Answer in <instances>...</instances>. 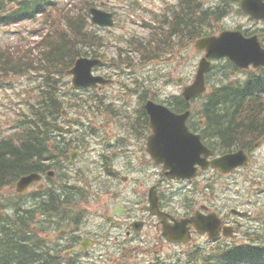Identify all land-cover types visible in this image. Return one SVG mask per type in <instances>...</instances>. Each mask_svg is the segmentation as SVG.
I'll use <instances>...</instances> for the list:
<instances>
[{
  "label": "flooded vegetation",
  "instance_id": "1",
  "mask_svg": "<svg viewBox=\"0 0 264 264\" xmlns=\"http://www.w3.org/2000/svg\"><path fill=\"white\" fill-rule=\"evenodd\" d=\"M170 29H176L172 23ZM110 68V83L71 88L92 97L93 105L82 111L94 110V123L83 120L81 111H68L62 99L56 141L31 159L28 172L37 173L38 181L11 196L13 222L41 231L37 234L43 235L47 264H192L186 253L178 252L180 244L164 235L163 225L175 222L186 225L189 243L206 260L256 258L244 257L242 247L264 239V174L255 166L264 140V111L246 113L260 117L252 134L232 136L233 129L226 127L228 121L240 122L238 111L206 109L202 96L185 102L175 79L155 73L142 78L130 69L120 77L119 70ZM149 100L177 114L191 107L187 129L212 150L208 158L204 149L199 155L206 168L198 165L190 178L170 177L156 162L149 149L159 153L162 142L154 128H167L173 120L152 119L145 109ZM228 131L229 136L224 134ZM30 137L35 139L33 125ZM238 150L249 155L247 165L224 173L209 164L213 157ZM196 225L217 237L198 233Z\"/></svg>",
  "mask_w": 264,
  "mask_h": 264
},
{
  "label": "rangeland",
  "instance_id": "2",
  "mask_svg": "<svg viewBox=\"0 0 264 264\" xmlns=\"http://www.w3.org/2000/svg\"><path fill=\"white\" fill-rule=\"evenodd\" d=\"M202 1L205 6L211 7L221 3V0ZM58 2L60 6L64 4L67 8L71 7L70 4L66 3V0H58ZM100 2H104V5H106L109 10L115 11L116 13V25L114 27L101 29L92 28V30L99 35L97 37L101 40L100 44H104L99 48V52L104 55V58L111 62L110 64L113 62L119 63L121 65L118 66L121 67L122 63H133L130 68L131 73L142 78L151 77V74L155 73L158 77L163 79H175L178 76H182L185 78V82L193 80L202 53L196 52L192 43L187 46L184 44L181 46L175 45L171 53H164L162 51L155 52L151 49L155 47L158 42L162 45L163 43H175L177 40L169 35L168 31L163 27H157L156 30L153 28V21H157L158 17L164 13H170L171 3H175L173 10L176 9L178 5L176 0H97L96 5L100 6ZM54 17L57 19L56 15H54ZM145 21H147L150 26L145 24ZM40 23V20H28L18 24L0 27V48L9 49L11 53H14V58L16 55L22 57L24 59L23 63H40L38 59L40 54H36L38 49H33L34 43L40 40ZM238 26H240L242 30L251 32L264 28V23H259L250 19L242 12H239L237 5L233 4L230 13L218 22L212 23L210 30L213 29L216 33L221 29H236ZM154 31H156L155 36H152ZM159 31L162 32V35L157 34ZM96 43L97 41L92 42L93 45ZM130 43L132 46L134 45L135 48H132V46L128 48ZM144 47H146V49L142 50ZM79 48L80 51L86 49L82 46H79ZM35 65L33 67H36ZM103 71L109 72L110 70L107 67L102 69V72ZM230 71L231 66L224 60L214 61L212 68L207 74V80L210 84L207 94L214 88L220 86L218 84H221L223 80L226 84L231 81H244V83H246L251 80V74H260L264 76V70L260 71L259 69L256 70L253 68L249 70L238 69L232 71V73ZM34 72H38L39 74H33ZM42 73L46 74L45 71L39 72L35 70V68H32L20 75L10 73L4 78L5 83L0 87V139L17 131V129H15L16 123L27 114L29 110V101L32 100V97L36 94V85ZM56 77L61 81V90L67 94H75V99H71L67 95L63 96L68 111L72 113L74 111L76 114L80 111L83 112L82 109H88L86 105H93L92 102H90V95L86 93L79 94L71 89L67 76L56 73ZM255 88L258 94L261 95L258 97V100L263 101V85H257ZM180 89L181 87L179 85L178 92H180ZM83 114L85 115L83 120L88 118L90 123L95 122L96 115L94 110H89L86 113L83 112ZM257 154L264 158V140ZM252 194L255 197L257 196L253 192ZM191 248L192 246L186 247L183 251L187 252L191 250Z\"/></svg>",
  "mask_w": 264,
  "mask_h": 264
},
{
  "label": "trees",
  "instance_id": "3",
  "mask_svg": "<svg viewBox=\"0 0 264 264\" xmlns=\"http://www.w3.org/2000/svg\"><path fill=\"white\" fill-rule=\"evenodd\" d=\"M51 1L53 0H0V26L9 25L23 18L33 17L39 11L46 14L47 10H44V8L49 7ZM235 1L222 0L221 4L212 8L205 7L201 0H192L189 9H187V2H185L180 10H183L184 15L183 24L180 26L183 27L185 32L179 30L178 35L188 34L189 32L191 39H195L207 34L213 30L209 28L212 23H216L226 15L230 11L231 2ZM91 5H94L92 1L85 0L83 2L84 13H79L76 8L67 11L60 8L56 9V14H54L57 19L54 15H51L53 16L50 21L52 33L42 43L43 50L38 58L39 62L44 63V66H47L50 72L63 74L72 66L74 59L80 55V49L77 47V37L82 35V25L86 22L85 15H87V9ZM46 15L48 16V14ZM22 61V57L16 55L14 58V55L9 51L0 50V78H6L10 73L20 74L24 72L25 67ZM48 70L47 72H49ZM230 88L231 86H227L214 91L208 99L206 109H217L222 112L227 110L238 111L236 117H240V122L232 124L228 121L227 130L233 129L231 135L238 137L244 133L252 134L256 126L255 120L258 119V112L248 116L243 112L252 109L264 111V100L259 101L255 106L252 105L251 101H249L251 104L245 105L244 98L228 97V95L234 93V91H229ZM36 107L31 106V109L36 112L35 119L31 120L36 135L35 140L28 139L30 129L23 132L24 137L20 139L22 144H16L14 138L10 135L0 139V190L12 186L20 174L30 170V167H32L31 159L47 151L45 149H47L49 137L44 132L55 126L53 122L60 111V104L55 96L51 94L49 98L45 96L39 101ZM222 115L219 116L222 117ZM231 116L235 117V114ZM17 124L26 127L29 125V116L26 114L22 121H17ZM222 125L225 124L222 122ZM222 125L219 127L216 125V127L224 130L225 127ZM261 126H264V123ZM226 133L229 136V131L224 134ZM31 141H34L33 144L30 143ZM32 257L33 251L29 243V229H27V226L0 225V264H31ZM255 263L264 264V261ZM200 264H203V261ZM204 264H235V262L207 261Z\"/></svg>",
  "mask_w": 264,
  "mask_h": 264
},
{
  "label": "water",
  "instance_id": "4",
  "mask_svg": "<svg viewBox=\"0 0 264 264\" xmlns=\"http://www.w3.org/2000/svg\"><path fill=\"white\" fill-rule=\"evenodd\" d=\"M239 5L242 11L249 14L252 18L264 19V0H239ZM92 14V22L100 25H111L112 14L98 10L90 9ZM197 51H205L204 57L200 60L195 80L192 84L185 86L183 96L189 100L192 96L205 91V73L210 67V62L207 57H228L234 64L240 68H248L250 64L254 67L264 65V48L257 40V35L245 37L240 31L224 30L219 35H211L198 38L195 41ZM97 63V60L80 57L75 61V66L67 73L72 74V82L75 86L95 85L98 77H93L90 74L91 67ZM148 111L156 115L160 110H167L165 107L148 103L146 105ZM167 152L170 156H165V165L169 166L172 171L181 173L183 169L172 167L168 160L174 157L189 158L191 153L190 146L180 148V145L172 136L168 138ZM238 153L230 156H224L214 161L216 166L225 164H238ZM232 161H229L231 160ZM33 178L32 175L22 177L17 183V189L22 190Z\"/></svg>",
  "mask_w": 264,
  "mask_h": 264
},
{
  "label": "bare ground",
  "instance_id": "5",
  "mask_svg": "<svg viewBox=\"0 0 264 264\" xmlns=\"http://www.w3.org/2000/svg\"><path fill=\"white\" fill-rule=\"evenodd\" d=\"M216 84V83H215ZM160 88V87H159ZM260 144H261V142H260ZM249 156V155H248ZM254 169V168H253ZM224 174V173H223ZM259 177V176H258ZM245 181H246V179H245ZM219 187V186H218ZM222 188V187H221ZM231 188V187H230ZM237 195V194H236Z\"/></svg>",
  "mask_w": 264,
  "mask_h": 264
}]
</instances>
